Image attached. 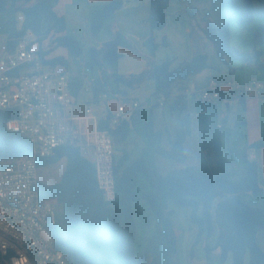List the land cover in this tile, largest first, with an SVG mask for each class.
I'll return each instance as SVG.
<instances>
[{"label":"crops","instance_id":"1","mask_svg":"<svg viewBox=\"0 0 264 264\" xmlns=\"http://www.w3.org/2000/svg\"><path fill=\"white\" fill-rule=\"evenodd\" d=\"M112 1L114 0H40L39 2L43 17V30L49 29L53 24L50 11L58 18H64L65 28L61 33L50 32L41 42L33 36L37 49L41 51L49 65L57 66L59 71H69L73 78L77 75L83 76L82 88L78 92L75 91V86L72 88L73 107L66 112V116H81L87 107H92L99 123L108 114L122 109L125 112L124 120L130 125V129L122 141H114L115 159L125 157L123 166L143 159L149 169L155 170L161 175H165L173 169L197 166L212 179L223 172H230L234 179H239L243 175V158L246 157L257 164L258 180L263 193L259 196L240 193L236 197L248 205L264 207V147L256 146L258 143L264 142V94H247L243 95L241 101L240 99L236 100L230 85V83L243 85L253 80L264 79V46L263 54L259 59L260 66L253 63L242 64L230 57L221 60L214 44L207 38L203 29L209 22L220 26L227 23L226 0H171L167 9L166 26L155 33L157 42L160 43L166 39L167 46H160L155 54L151 55L143 45L151 34L150 0H122L120 9L103 24L95 36L91 35L89 27L93 16ZM254 4L257 8H264V0H255ZM12 6V4L9 5L7 12L1 13L0 18L2 19L4 15V22H9V17L12 20L13 18L17 19L20 22L17 29L19 30L22 26L23 15L21 12L12 13L9 11ZM188 6L195 9L194 18L189 16ZM46 19L47 26L44 25ZM261 25H264V18L259 17L249 25L240 26L230 23L231 45L240 52H251L254 48V32ZM109 26L113 32L121 33L130 40L136 50L120 48L121 57L116 63L102 59L101 67L90 68L87 66L88 51L91 48L100 49L105 42L113 38ZM10 33L7 32L8 35ZM64 36L74 39L81 47L82 52L77 56L79 59L77 65H69V58L72 59L75 56H72L66 47L57 42ZM46 41L49 43L44 45L43 43ZM55 47L60 50L50 54L49 51ZM197 54L207 55L209 67L189 80L186 89L187 108L182 114L170 111L171 100L153 97L155 87L152 79L145 80L135 90L129 91L114 84L111 78L106 77L104 86L109 91L108 96L99 98L96 103L92 101V93L85 90L87 81L100 78L102 72L108 76L111 74L139 75L147 69L149 62L161 64L165 61H171L174 69L180 64L190 61ZM56 57L64 58L67 65L51 63ZM71 63L76 64L74 61ZM212 80L221 85L222 99H201L198 93L205 89ZM176 92L177 90L174 89L173 95ZM160 100L162 104H160ZM135 102L139 104L137 108L134 106ZM136 110L141 122L133 126L131 115ZM184 114L190 117L191 134L183 145L186 159L183 163H179L153 151L147 139L144 124L149 121L150 117L152 118L154 129L162 133V147L169 150L175 139L176 131L181 126ZM73 124L83 129L92 130L93 128L92 123L88 121H73ZM65 166L66 159L61 158L55 164L39 167V183L45 185L58 183L64 173ZM152 192H154V188L151 182L144 173H140L137 182V198L133 202V215L137 229L135 253L138 257L144 253L149 238L155 233L157 225H160L162 236L159 243V258L164 262L168 256V244L165 238L167 219L159 220L152 211L149 202L142 197L143 193L150 194ZM258 198H262L263 202L256 203ZM55 205L58 223L63 232L65 228L63 206L56 202ZM162 205L165 211L177 212V214L181 212L184 215L183 222L177 220L172 223L178 248L175 264L226 263L229 257L224 263H221L219 258L220 250L216 246L218 228L215 223L211 225L212 231L208 235L207 224L203 222L204 230L197 241L199 227L198 224L190 220V209L180 208L170 199H162ZM114 208L120 212V202L116 203ZM200 214L203 217L202 209H200ZM257 236L264 240V229H260ZM43 237L53 238L51 229L43 233ZM198 248L205 252L199 251ZM207 249L210 251L208 252ZM209 254L213 255V258H208ZM196 255L198 261L194 260ZM248 259L247 254L244 264L248 263ZM232 262L231 260L229 264ZM0 264H4V262L0 261Z\"/></svg>","mask_w":264,"mask_h":264},{"label":"trees","instance_id":"2","mask_svg":"<svg viewBox=\"0 0 264 264\" xmlns=\"http://www.w3.org/2000/svg\"><path fill=\"white\" fill-rule=\"evenodd\" d=\"M39 2L40 0H0V14L12 4L15 10L23 15L21 28L7 36V49L14 47L28 33L41 42L50 32L55 34L64 31V18H58L51 11L53 24L49 29L43 30ZM254 2L255 0H226L227 23L220 26L209 22L204 27L203 32L214 44L221 60L230 57L242 64L253 63L260 66L259 59L263 54L264 46V25L259 26L254 32V48L251 52L238 51L231 45L230 39V23L243 26L251 24L255 18H264V8H257ZM170 3L171 0H150L151 34L143 45L151 55H154L160 46H167L166 39L160 43L157 42L155 33L165 28ZM121 6L122 0H114L99 10L90 23L91 35L95 36ZM187 12L191 18L195 17V9L188 6ZM108 28L112 31L110 26ZM112 34L113 38L105 42L100 49L91 48L88 51V67H101L102 59L116 63L121 57L120 48L136 50L135 45L123 34L113 31ZM57 42L66 47L72 56H79L82 52L78 42L72 38L64 36ZM39 52L41 54L40 50ZM51 63L67 65L62 57L54 58ZM208 67L207 55L197 54L190 61L174 69L171 61H165L161 64L149 62L147 69L139 75L111 74L108 76L102 72L101 77L94 79L90 84L92 101L96 103L103 93H109L104 86L106 77L129 91L135 90L145 80L152 79L155 87L153 97L171 100L170 111L182 114L187 108L186 89L189 80ZM82 85L83 76H75L73 78L75 91L78 92ZM174 89L177 92L173 95ZM220 98L222 99V93ZM16 114L15 109L0 112V163L32 154L30 141L6 128V122L14 119ZM131 116L133 126L141 122L137 110L133 111ZM110 119L111 114H108L99 122V128H106ZM144 128L155 153L179 163L185 161L183 145L191 134L189 115H183L181 126L177 129L169 150L162 147V133L154 129L151 117L145 122ZM129 129L130 125L123 119L113 132L114 141H122ZM256 146L264 147V142ZM61 158L66 159V166L60 181L53 185L38 183V190L41 198L54 200L63 206L65 228L63 232L59 229V225L51 228V235L55 248L63 252L70 264H160L159 243L162 236L160 225H157L155 233L149 238L144 253L139 257L135 253L137 229L133 215V202L137 198V182L140 173L147 176L154 188V192L143 193L142 197L149 202L159 220L167 219L165 238L173 264H175L177 253V237L169 220L172 211L164 210L162 199H170L176 206L190 209V220L199 227L197 241L204 230L203 222L207 224L208 235L212 231L211 225L216 224L218 228L216 246L220 250L221 263L231 256L232 264H244L245 256L248 254L247 264H264V251L257 243L258 231L264 229V207L248 205L236 197L240 193H250L253 196L263 193L258 180L257 164L246 157L243 158V175L239 179H234L230 172L220 173L212 179L197 166L177 168L161 175L149 169L143 159L135 160L127 166H123L125 157L115 159L118 190L116 203L121 204L120 212L114 208L116 203L114 205L106 203L102 191L97 186L93 162L81 157L77 150L60 148L51 157L38 158L37 165L43 167L55 164ZM198 209H202V219L197 216ZM207 251L209 252L210 249Z\"/></svg>","mask_w":264,"mask_h":264},{"label":"built area","instance_id":"3","mask_svg":"<svg viewBox=\"0 0 264 264\" xmlns=\"http://www.w3.org/2000/svg\"><path fill=\"white\" fill-rule=\"evenodd\" d=\"M31 37L27 34L7 49L0 35V112L16 110V117L6 122V128L27 138L32 146L30 156L0 163V261L70 264L55 248L54 239L43 237L59 223L55 202L39 195L37 159L51 157L63 147L77 150L93 162L97 186L106 203L114 205L118 190L113 132L125 112L118 109L112 113L103 129L92 107L81 116H66L73 107V76L49 65ZM92 82L87 81L86 91L91 92ZM230 85L236 100L247 94H264V79ZM220 86L212 80L198 95L204 100H217L222 93ZM107 96L103 93L100 98ZM134 106L137 108L138 102ZM73 121L91 122L93 128H79Z\"/></svg>","mask_w":264,"mask_h":264},{"label":"rangeland","instance_id":"4","mask_svg":"<svg viewBox=\"0 0 264 264\" xmlns=\"http://www.w3.org/2000/svg\"><path fill=\"white\" fill-rule=\"evenodd\" d=\"M9 11H11L12 13H17V11L15 10V8L13 6H12L11 10H9ZM3 19H4V15H3V18L2 19L0 18V35L2 36L3 40L5 41L6 40L5 38L8 35L7 32L10 33L11 31L13 32V31L17 30L19 28V26H20V22L17 21V19H14V18L12 20V18H10V17H9V19H10L9 22L8 21H5L4 22ZM47 22L48 21L46 19V21L44 23L45 26H47ZM32 40H34V38H32ZM48 43H49V41H46L43 44L45 45V44H48ZM58 50H60V49L58 47H55L53 50L49 51V53L50 54H54ZM72 61H74L76 64L71 63ZM68 63H69V65H77L79 63V59L77 58V56H75L72 59L69 58ZM38 169H39V167H38ZM260 202H263V199L262 198H258L256 200V203H260ZM197 216H198L199 219L202 218L201 217V214H200V209H198V211H197ZM169 220H170L171 224L174 223V222H177V220L183 222L184 221V215L181 212L180 213L178 212V214H177V212H173L169 216ZM59 229L61 230V227L60 226H59ZM257 243H258L259 247L264 251V240H262L259 236H257ZM198 249H199V251L205 252V250H202L201 248H198ZM168 250L169 249H167V253H168L167 258L164 260V262H163V259L160 258V264H173V262L171 261L170 254H169ZM177 251H178V248H177ZM200 255H202V254H200ZM203 256H205V254H203ZM208 258H213V255H210L209 254ZM194 260L195 261H198L199 260L198 257H197V255H196V258ZM231 260H232V258H231V256H229V259L226 261L225 264H229L231 262Z\"/></svg>","mask_w":264,"mask_h":264}]
</instances>
